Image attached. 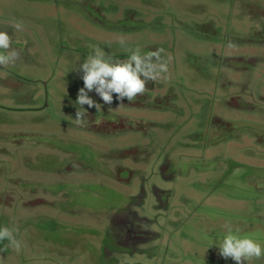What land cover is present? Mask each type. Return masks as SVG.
<instances>
[{"label": "rangeland", "instance_id": "374dc122", "mask_svg": "<svg viewBox=\"0 0 264 264\" xmlns=\"http://www.w3.org/2000/svg\"><path fill=\"white\" fill-rule=\"evenodd\" d=\"M0 31L20 52L0 70L4 264L235 262L213 243L250 233L222 215L264 210V0H0ZM93 45L163 48L169 71L132 102L89 93L77 124Z\"/></svg>", "mask_w": 264, "mask_h": 264}, {"label": "clouds", "instance_id": "9594fccd", "mask_svg": "<svg viewBox=\"0 0 264 264\" xmlns=\"http://www.w3.org/2000/svg\"><path fill=\"white\" fill-rule=\"evenodd\" d=\"M12 27L17 31L23 30L22 22H13ZM12 37L6 31H0V70L15 66L20 58V52L11 47ZM231 46V45H230ZM93 52L79 65L82 70L83 87L79 89L76 104L79 106L75 121L77 124L86 123L84 116L87 113L84 105L101 110V105L89 95L95 92L99 98L108 105L116 99L123 101L125 98L132 102L138 95L147 91L149 81H156L163 74L168 73V60L162 58L164 49L142 53L140 48L128 49L127 59L121 60L108 55L98 46H91ZM122 105V104H121ZM80 109H84L81 111ZM7 241L0 251L14 248L19 251L21 241L16 238L14 230L9 227H0V243ZM219 248V255L225 259L231 258L235 264H247L252 259L264 257V245L256 240L242 236L238 231L229 228L218 243H213ZM212 244V245H213ZM211 245V246H212ZM0 264H4V257L0 256Z\"/></svg>", "mask_w": 264, "mask_h": 264}, {"label": "crops", "instance_id": "0c3cea01", "mask_svg": "<svg viewBox=\"0 0 264 264\" xmlns=\"http://www.w3.org/2000/svg\"><path fill=\"white\" fill-rule=\"evenodd\" d=\"M242 213L243 214L241 215L245 217L244 219H239L238 216L237 217L235 216V218L230 221L224 219L222 220L221 217L226 216V215H222L219 218L218 222L222 224H226L228 226L229 224H233L236 227L238 226L240 230L242 228L249 229L250 233L246 235L247 237H250L252 239L256 238L255 240L258 239L260 241H263L264 240V210H255V211L244 210L242 211ZM263 262L262 260H259L258 262L257 259H252L251 261L248 262V264H264ZM232 264H235V262H233ZM244 264H247V261H245Z\"/></svg>", "mask_w": 264, "mask_h": 264}, {"label": "trees", "instance_id": "16d2710c", "mask_svg": "<svg viewBox=\"0 0 264 264\" xmlns=\"http://www.w3.org/2000/svg\"><path fill=\"white\" fill-rule=\"evenodd\" d=\"M262 36H264V33L263 34H261Z\"/></svg>", "mask_w": 264, "mask_h": 264}]
</instances>
